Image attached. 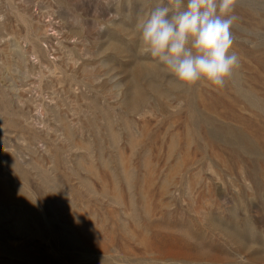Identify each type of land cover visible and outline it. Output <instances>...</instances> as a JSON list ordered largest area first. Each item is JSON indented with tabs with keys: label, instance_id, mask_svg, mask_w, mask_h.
Here are the masks:
<instances>
[{
	"label": "rangeland",
	"instance_id": "rangeland-1",
	"mask_svg": "<svg viewBox=\"0 0 264 264\" xmlns=\"http://www.w3.org/2000/svg\"><path fill=\"white\" fill-rule=\"evenodd\" d=\"M160 0H0V264H264V0L241 66L182 86Z\"/></svg>",
	"mask_w": 264,
	"mask_h": 264
},
{
	"label": "clouds",
	"instance_id": "clouds-1",
	"mask_svg": "<svg viewBox=\"0 0 264 264\" xmlns=\"http://www.w3.org/2000/svg\"><path fill=\"white\" fill-rule=\"evenodd\" d=\"M238 0H160L139 24L141 51L182 86H226L241 66L231 28Z\"/></svg>",
	"mask_w": 264,
	"mask_h": 264
}]
</instances>
